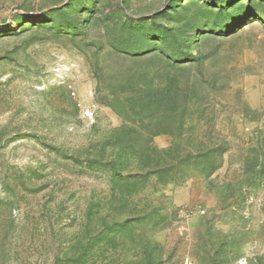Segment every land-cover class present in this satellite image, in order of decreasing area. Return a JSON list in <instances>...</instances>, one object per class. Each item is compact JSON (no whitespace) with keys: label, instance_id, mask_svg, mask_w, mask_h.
I'll return each mask as SVG.
<instances>
[{"label":"rangeland","instance_id":"1","mask_svg":"<svg viewBox=\"0 0 264 264\" xmlns=\"http://www.w3.org/2000/svg\"><path fill=\"white\" fill-rule=\"evenodd\" d=\"M0 264H264V0H0Z\"/></svg>","mask_w":264,"mask_h":264}]
</instances>
